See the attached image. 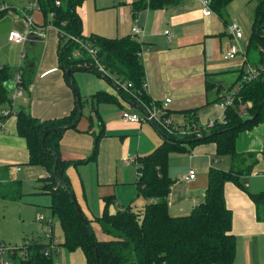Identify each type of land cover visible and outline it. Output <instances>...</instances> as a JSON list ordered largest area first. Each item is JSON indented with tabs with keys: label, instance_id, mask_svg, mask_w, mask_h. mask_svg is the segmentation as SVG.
I'll return each instance as SVG.
<instances>
[{
	"label": "crops",
	"instance_id": "1",
	"mask_svg": "<svg viewBox=\"0 0 264 264\" xmlns=\"http://www.w3.org/2000/svg\"><path fill=\"white\" fill-rule=\"evenodd\" d=\"M136 2L138 0H85L78 7L84 36L97 34L121 38L131 36L134 24L140 26L142 34L134 38L141 45L144 89L150 99L149 105L137 104L119 93L116 80L109 81L103 75L88 70L74 68L71 72L70 78L82 102L81 116L76 128L63 131L59 141V154L62 160L70 163L65 173L72 192L82 213L90 222L92 231L100 240L108 239L95 222L103 212L106 198L112 200L108 207L111 213L128 206L141 209L151 201L138 195L137 158L150 153L164 140L162 131L154 123L146 120L122 121L120 110L126 109L143 117L147 108L161 107L172 123L179 127L186 124L185 111L188 109L196 111L198 125L205 126L210 120L221 121L224 116L221 96L226 89L239 85L238 76L244 71V59L252 65H258L247 61L246 54H238L234 58L224 57L232 37L220 25V20L227 28L231 20L240 16L237 12L230 11L231 2L224 9L222 17L215 12L203 16L198 0H182L160 9L146 7L140 10L135 9ZM32 3H37V0L17 2V9L21 14L24 17L27 13L30 15L31 24L26 18H22L23 15L11 12L10 8L3 13L10 16L9 29H15L27 37L23 45L6 39L8 44H13L16 49L20 48V51L26 46L25 55L14 57L8 55L3 48L0 50V67L8 65L15 73L24 65L32 67L30 61L34 64L29 92L14 99V113L15 109L26 108L33 117L41 120L62 118L72 111L75 95L66 80L64 69L57 61L58 30L49 21L44 22L46 18L37 6L30 8ZM247 3L252 18L255 2L248 0ZM166 30L169 31L168 34L165 33ZM30 32L32 34L28 38ZM246 43L243 36L245 51L248 40ZM99 91L111 95L114 100L92 101V95ZM166 99L169 101L166 102ZM86 105L89 106V114L85 113L86 119H82ZM3 109L11 108L1 106L0 115ZM94 111L99 114L102 124H98L96 120H93V124L90 123L88 118ZM97 134L100 136L96 156L86 160L92 152ZM235 148L238 153L252 155L251 171L244 177L248 191H264V124L239 132ZM169 155L168 175L173 183L167 202L172 216L186 215L204 200L210 167L225 170L231 165L228 156L216 155L213 142L198 144L189 152ZM18 164L30 165L28 150L24 138L16 133L15 114H10L0 123V182L10 180L8 171ZM189 169L195 171L193 179L185 178ZM16 170L20 171V168L17 166ZM42 172L43 175L46 174L44 168ZM40 178L41 193L35 194L43 193L44 181ZM224 199L232 214L231 232L236 237L233 264H264V221L257 219L254 202L246 191L233 182L224 184ZM54 225L53 220V230ZM38 240L46 242L45 237ZM59 253L56 264L86 262L80 248L69 252L60 246L53 258Z\"/></svg>",
	"mask_w": 264,
	"mask_h": 264
},
{
	"label": "trees",
	"instance_id": "2",
	"mask_svg": "<svg viewBox=\"0 0 264 264\" xmlns=\"http://www.w3.org/2000/svg\"><path fill=\"white\" fill-rule=\"evenodd\" d=\"M84 1L59 0V5L55 4V0H37L36 3L44 17L49 15V23L58 30L57 61L64 69L65 77L66 69L88 70L103 75L109 81L116 80L119 93L127 100L149 105L150 99L144 89L145 73L139 53V41L129 35L121 38L97 34L84 36L82 20L78 14V7ZM181 1L138 0L134 7L136 10L146 7L160 9ZM231 1L211 0V10L222 17L224 9ZM254 2L246 59L249 61L248 55L252 53L256 61L251 63L263 64L264 0ZM9 8L11 7L7 5L0 10V16ZM25 15L30 17L28 13ZM78 41L95 49L97 61L104 68V73L98 70L94 58ZM29 63L32 67L24 65L15 73L8 65L0 67V107L7 105L11 108L7 109L9 115L15 114L16 133L26 142L28 164L39 165L46 171L40 178L44 181L42 191L50 195L51 216H56L59 220L63 233V241L60 242L62 247L69 252L80 248L85 255V264H233L236 237L231 232L232 214L225 203L224 184L233 182L246 191L256 206L257 219L264 221V191L249 192L245 185L244 177L251 171L252 155L238 153L235 148L239 132L260 123L264 124V71L249 80H243V72L240 73L239 81L237 80L239 91L232 104L225 107L221 121L214 120L211 126L208 122L205 126L198 125L196 111L188 109L185 111L186 124L180 127L175 125L173 133L176 136L161 130L164 136L162 143L150 153L137 158L138 195L151 201L141 209L128 206L111 213L108 207L112 200L106 198L103 212L95 220L101 232L108 236V239L100 240L92 231L90 222L84 223L82 211L80 214L76 209L71 184L65 173L70 163L62 160L59 154V141L66 130L64 127L74 123L76 118L79 120L81 116L78 115L76 87L72 79L66 77L75 95V103L70 114L65 117L41 120L33 117L26 108H20L14 113V90L21 88L23 95L29 92L32 83L34 64L32 61ZM17 71L22 78L19 84L14 83ZM123 84L131 85L124 89ZM229 89L231 87L227 90ZM96 99L114 100L111 95L101 91L92 95V101ZM0 116L2 121L7 117L2 116V113ZM88 119L91 124L93 120L102 124L96 111ZM46 131L49 132L45 136L44 150L41 140ZM99 136L100 134L95 135L92 152L86 160L95 158ZM205 142L215 144L218 157L230 158V168L224 170L210 167L204 200L195 205L188 214L172 216L167 202L173 183L168 175V156L171 152H189L192 147ZM55 157L57 168L54 173ZM21 188L20 180L1 181L0 197L20 199ZM22 245L18 246V250L23 251V256L18 253L13 255L12 264H54L53 255L44 254L45 243L33 240L28 245Z\"/></svg>",
	"mask_w": 264,
	"mask_h": 264
},
{
	"label": "rangeland",
	"instance_id": "3",
	"mask_svg": "<svg viewBox=\"0 0 264 264\" xmlns=\"http://www.w3.org/2000/svg\"><path fill=\"white\" fill-rule=\"evenodd\" d=\"M17 2L18 0H4V3L11 7V12H15L16 14L22 16L23 14H21V12L17 9ZM247 2L248 0H244L243 2L242 0H235L234 2H231L232 4L230 8L231 12H237L238 14H240V16L238 15V17H236L235 19H237V21L240 23L245 38V44H247L246 41L249 40V37L251 35L252 24L250 9ZM2 3L3 1L1 0L0 5ZM40 13L44 17L43 12L41 11ZM22 18H27V16L25 15L24 17L23 15ZM49 19L50 16L48 15L46 19H44V22L45 20L47 22ZM10 21L11 19L8 14L5 13L0 16V50L4 48L8 55L14 57H21L22 54L25 55L26 46L23 47L22 51H20V48L16 49L13 44H8L6 41L8 32L10 31ZM220 25L224 28L226 32V25H224L221 20ZM40 47L37 52H39ZM248 58L250 62L256 61L252 57V53L248 55ZM247 105L249 106L250 104L248 103ZM17 110L15 109V111ZM85 113L89 114L88 105H86L84 108V113L81 117L82 119H86L87 114ZM169 135L176 136V134L174 133H169ZM171 153L174 154L177 152ZM169 157H171V155H169ZM17 166L20 168V171L16 170ZM43 176L44 175L42 172V167L39 165L26 166L24 164H18L9 169L8 178L10 180L14 179L22 181V188L20 191L22 192V195L20 196V199L0 197V242H3L6 245L13 247L20 246L23 242L31 238H37L40 240L43 239L44 234L49 231V226L47 224H45L44 222H40L36 219L38 213L43 214L45 217L51 216L49 208L50 197L47 194L43 193L35 194L36 192H40V186L42 184L39 178ZM140 200L138 202H140ZM53 220L55 223L54 235L59 240H63L62 229L59 220L56 216H54ZM59 255L60 253L53 258L54 264L58 262Z\"/></svg>",
	"mask_w": 264,
	"mask_h": 264
},
{
	"label": "built area",
	"instance_id": "4",
	"mask_svg": "<svg viewBox=\"0 0 264 264\" xmlns=\"http://www.w3.org/2000/svg\"><path fill=\"white\" fill-rule=\"evenodd\" d=\"M201 3V12L203 16H209L213 11L211 10V0H198ZM59 0H55V4L59 5ZM6 3H2L0 5V10L6 8ZM31 9L36 8V3H32L30 6ZM27 21L29 24H31V17H27ZM168 30L165 31L166 34H168ZM227 32L229 35L232 37V42L229 46V49L225 53L224 57L225 58H234L238 54H242L245 56L246 51L242 45V38H243V31L241 26L239 25L237 20H231L227 24ZM142 34V29L138 24H134L131 27V37H139ZM73 38V37H71ZM7 40L11 43H15L18 45H23L26 40V34L21 33L15 29H11L8 32L7 35ZM74 40H76L74 38ZM79 44L83 47H85L88 51V53L94 58V61L97 63V68L101 73H104V68L98 63L97 58H96V53L95 49L91 47L90 45L78 41ZM141 53V51L139 52ZM262 71H264V63L263 64H258V65H252L244 59V71L242 75L243 80H249L253 79L257 75H259ZM14 82L19 84L22 82L21 78V73L19 71L16 72L15 77H14ZM131 84H123L122 87L124 89H127L130 87ZM145 87V84H144ZM239 91V85L231 87L229 90H225L223 95L221 96V106L225 109V107L229 106L232 104L236 93ZM22 95V90L21 88H16L12 94V98L15 99L16 97ZM169 99H166V102H168ZM166 104V103H165ZM2 116H8L9 111L7 109L2 110ZM120 119L125 122H141V121H150L156 125L160 130L165 131L166 133H173L175 125L172 123V121L166 116V113L162 110L161 107L153 106L152 108H147L146 114L143 117H140L137 113L135 112H130L126 109L120 110ZM2 120H0V123ZM214 120L208 121V125L211 126L213 124ZM195 177V171L194 169H189L187 176L185 178L187 179H193ZM37 220L40 222H44L49 226V231L44 234V237L46 239V246L44 249V254L45 255H54L59 252L60 249V241L58 238L55 237L53 233V217L48 216L45 217L43 214L39 213L37 215ZM33 240H38L37 238H31L28 239L24 242V245L30 244ZM39 241V240H38ZM40 242V241H39ZM18 246H9L6 245L3 242H0V264H12L11 258L13 255L16 253L20 254L23 256L24 253H21L23 251L18 250ZM19 251V252H18Z\"/></svg>",
	"mask_w": 264,
	"mask_h": 264
},
{
	"label": "water",
	"instance_id": "5",
	"mask_svg": "<svg viewBox=\"0 0 264 264\" xmlns=\"http://www.w3.org/2000/svg\"><path fill=\"white\" fill-rule=\"evenodd\" d=\"M31 34H32V32L29 33L28 38H29V36H30ZM26 37H27V36H26ZM262 39L264 40V37H262ZM72 70H74V69H66V77H67V78H70V75H71ZM14 83H15V82H14ZM74 89H75V87H74ZM76 99H77V103H78V115H80V114H81V99H80V95H79L78 92H76ZM77 120H78V119L76 118L75 121H74V123H72V124H70L69 126H66V127H64V128L68 129V128H72V127H74V126L76 125ZM50 130H53V128L50 129ZM48 132H49V131H46V132L44 133V135H43V137H42V140H41V144H42V147H43L44 150H46V147H45V136L47 135ZM56 168H57V158L55 157V163H54V167H53V169H54V170H53L54 173H55V171H56ZM72 199H73V201H74V203H75V205H76V209H77V211L81 214V209H80V207H79V205H78V203H77L75 197L73 196ZM81 217H82L84 223L87 224V223H88V220L86 219V217H85L84 215H82Z\"/></svg>",
	"mask_w": 264,
	"mask_h": 264
}]
</instances>
